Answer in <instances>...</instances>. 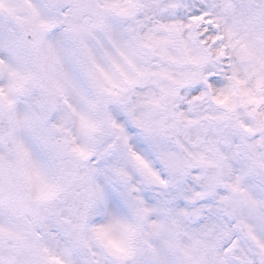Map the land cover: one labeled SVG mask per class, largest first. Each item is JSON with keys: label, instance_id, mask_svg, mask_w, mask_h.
I'll return each mask as SVG.
<instances>
[{"label": "snow or ice", "instance_id": "6c2138e0", "mask_svg": "<svg viewBox=\"0 0 264 264\" xmlns=\"http://www.w3.org/2000/svg\"><path fill=\"white\" fill-rule=\"evenodd\" d=\"M0 264H264V0H0Z\"/></svg>", "mask_w": 264, "mask_h": 264}]
</instances>
